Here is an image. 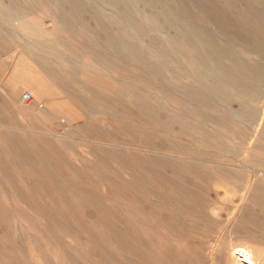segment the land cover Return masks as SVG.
I'll return each instance as SVG.
<instances>
[{
  "label": "rangeland",
  "instance_id": "374dc122",
  "mask_svg": "<svg viewBox=\"0 0 264 264\" xmlns=\"http://www.w3.org/2000/svg\"><path fill=\"white\" fill-rule=\"evenodd\" d=\"M238 248L264 264V0H0V264Z\"/></svg>",
  "mask_w": 264,
  "mask_h": 264
},
{
  "label": "bare ground",
  "instance_id": "6f19581e",
  "mask_svg": "<svg viewBox=\"0 0 264 264\" xmlns=\"http://www.w3.org/2000/svg\"><path fill=\"white\" fill-rule=\"evenodd\" d=\"M237 254H240V257H238V261L241 264H256L254 262V254L252 253V251H250L248 249H244V248H238V249H236L235 255H237Z\"/></svg>",
  "mask_w": 264,
  "mask_h": 264
},
{
  "label": "built area",
  "instance_id": "2783aa9c",
  "mask_svg": "<svg viewBox=\"0 0 264 264\" xmlns=\"http://www.w3.org/2000/svg\"><path fill=\"white\" fill-rule=\"evenodd\" d=\"M23 101L25 104H30L32 102V97L29 94L25 95Z\"/></svg>",
  "mask_w": 264,
  "mask_h": 264
}]
</instances>
